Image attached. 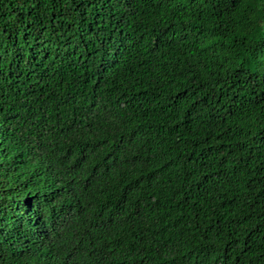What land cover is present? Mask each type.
<instances>
[{
	"label": "trees",
	"instance_id": "obj_1",
	"mask_svg": "<svg viewBox=\"0 0 264 264\" xmlns=\"http://www.w3.org/2000/svg\"><path fill=\"white\" fill-rule=\"evenodd\" d=\"M0 264H264V0H0Z\"/></svg>",
	"mask_w": 264,
	"mask_h": 264
}]
</instances>
